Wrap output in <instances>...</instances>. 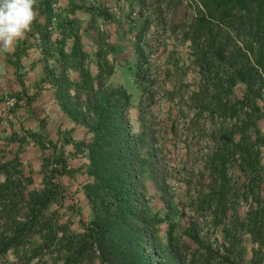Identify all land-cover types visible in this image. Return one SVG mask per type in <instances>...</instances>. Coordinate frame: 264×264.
<instances>
[{"label":"rangeland","instance_id":"rangeland-1","mask_svg":"<svg viewBox=\"0 0 264 264\" xmlns=\"http://www.w3.org/2000/svg\"><path fill=\"white\" fill-rule=\"evenodd\" d=\"M41 1H37L36 22L44 25ZM56 1L48 46L35 22L25 39L13 47V53L0 52V186H4L0 236L10 238L18 229L23 235L17 247L0 252V264H65L67 257L83 249L84 255L74 264H100L98 254L86 243L88 232L84 229L94 220L85 189L90 181L86 174L89 157L82 147L91 141L92 133L61 110L50 78V70L58 67V42L65 36L63 28L69 27V20L73 27L70 36L78 35L95 73L96 39L103 38L115 49L109 54L115 70L108 85L124 87L130 95L129 136L142 133L141 114L146 121V138L157 158L153 173L146 167L143 176L146 192L140 210L155 223L148 232L156 231L157 242L167 246L169 224H174V240L176 244L181 241L184 264H264V233L253 238L248 227H237L236 232L232 225L236 220L245 223L249 212L259 208L258 196L264 203V147L261 182L250 194L246 192L252 175L243 174L239 163L230 159L229 189L239 192L235 204H231L235 196L228 201L229 210L221 216V223L214 217L215 203H201L210 192L206 166L216 149L219 128L222 124L224 130L233 128L235 121L212 119L192 100L193 93L204 91L195 55L198 50L182 36L184 25L195 17L194 0H163L161 4L146 0L142 5L138 0H82L77 13L70 12L75 8H59ZM139 39L145 54L142 70L136 51ZM74 42H65V51L70 53ZM41 47H48V52ZM70 75L79 78L75 72ZM213 93L211 90L210 95ZM244 93L245 86L238 84L235 96L227 97L234 101ZM257 102L264 114V88ZM257 125L264 138V121H257ZM233 140L238 143L239 135ZM142 150L148 158V148ZM61 156L67 164L65 175L59 173ZM38 197L49 198L48 203L42 215L38 214L36 226L29 223L25 228L28 220H37L32 204ZM225 230L232 232L230 240ZM122 234L114 232L113 236L120 238ZM191 234L197 236V242ZM74 236L79 239L74 240ZM255 252H259L260 262Z\"/></svg>","mask_w":264,"mask_h":264},{"label":"trees","instance_id":"trees-1","mask_svg":"<svg viewBox=\"0 0 264 264\" xmlns=\"http://www.w3.org/2000/svg\"><path fill=\"white\" fill-rule=\"evenodd\" d=\"M138 1L142 5L146 0ZM159 1L161 4L163 0ZM193 2L195 17L184 25L182 36L198 50L195 55L204 79V91L193 93L192 100L199 111L207 112L212 119L235 121L233 128L224 130V124L219 128L220 136L215 139L216 149L206 166L210 174V192L203 197V201V193H200L202 204L212 206V202L215 203L214 217L218 224L221 223V216L224 218L229 210L228 201L239 192L229 189L228 165L231 158L239 163L243 174L252 175L247 194L255 191L257 184L261 182L260 157L264 138L257 121H264V114L257 104V98L262 97L264 88V0ZM54 4V0H44L41 3L40 14L45 17L46 23L40 25L36 22L35 25L38 26L46 46L50 40L48 29L54 18ZM74 8L79 9L77 5ZM68 23L69 27L63 28L65 36L58 42L61 46L57 50L58 67L50 70V78L56 86L55 95L61 110L76 125L84 126L92 133L91 141L82 144L89 157L86 174L90 181L85 188L86 197L94 213V220L89 225H84L86 233L88 232L86 236L89 242L86 243L94 254H98L100 264H184L181 241L176 244L174 240L175 225L169 224V243L164 246L157 242L155 230L148 232L155 225L154 219L147 218L146 212L140 210L146 192L144 171L148 167L153 173L157 158L149 145L150 140L146 138L148 128L143 114L140 115L142 133L137 137L129 136L127 110L130 95L127 90L108 85L115 70L110 63L109 54L115 49L105 43L103 38L96 39L98 73H95L78 35L70 36L73 27L70 20ZM71 39H75V42L68 53L63 46ZM138 41V67L142 70L145 54L140 45L141 40ZM41 50L48 52V47H41ZM70 72L77 73L79 78L75 80ZM141 75L140 72L143 79ZM238 84L245 86L244 96L230 101L227 96H235ZM22 85L25 86L23 82ZM211 90L214 91L212 95ZM150 135L153 137L152 132ZM236 135L240 137L238 143L233 142ZM145 147L148 148V158H144L142 154ZM59 163L62 164L59 173L65 175L67 164L64 156L60 157ZM1 186L0 197H3L4 186ZM246 193L242 195L244 199L247 197ZM256 199L259 208L249 212L247 221L239 224L240 220H236L232 224L236 232L237 227H248V233L253 238L258 233H264V203L260 196ZM48 200L46 197H38L31 203L32 213L37 220H28V224H24L25 228L31 223L32 227L36 226L38 214L42 215ZM236 200L237 196L231 204H235ZM38 207L39 212L35 211ZM20 230L7 239L0 236L1 253L8 252L17 247L20 241L23 242ZM50 231L52 233L53 230ZM114 232H124L123 237L113 236ZM224 233L228 240L233 237L230 230H225ZM79 236H74L73 239L77 240ZM190 237L198 241L197 236L191 234ZM149 249L151 253H148ZM83 250L80 254L76 250L67 257L65 264L76 263L79 256L84 255ZM258 255L259 252H255V259H258ZM189 264L194 263L191 261Z\"/></svg>","mask_w":264,"mask_h":264},{"label":"clouds","instance_id":"clouds-1","mask_svg":"<svg viewBox=\"0 0 264 264\" xmlns=\"http://www.w3.org/2000/svg\"><path fill=\"white\" fill-rule=\"evenodd\" d=\"M36 6L37 0H0V52L10 53L31 32Z\"/></svg>","mask_w":264,"mask_h":264},{"label":"crops","instance_id":"crops-1","mask_svg":"<svg viewBox=\"0 0 264 264\" xmlns=\"http://www.w3.org/2000/svg\"><path fill=\"white\" fill-rule=\"evenodd\" d=\"M37 1H39V0H37ZM80 1H82V0H57L56 5L59 8H66V9L74 8L75 5H77L79 8H81L80 7V3H81ZM41 2H39V3H41ZM37 10L38 9H36V11ZM77 10L78 9H75V11L71 10L70 12H72V13L76 12L77 13ZM10 53H13V51H11Z\"/></svg>","mask_w":264,"mask_h":264}]
</instances>
